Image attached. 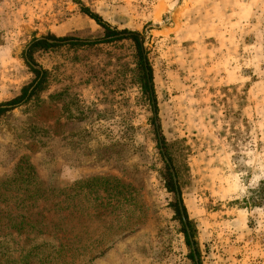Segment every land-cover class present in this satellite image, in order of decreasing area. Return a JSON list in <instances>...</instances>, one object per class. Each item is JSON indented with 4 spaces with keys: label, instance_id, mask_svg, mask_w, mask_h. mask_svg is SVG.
<instances>
[{
    "label": "rangeland",
    "instance_id": "1",
    "mask_svg": "<svg viewBox=\"0 0 264 264\" xmlns=\"http://www.w3.org/2000/svg\"><path fill=\"white\" fill-rule=\"evenodd\" d=\"M82 6L138 33L154 96L129 38L33 52L42 87L0 116V264H192L165 163L199 263L264 264V0H0V102L33 38H102Z\"/></svg>",
    "mask_w": 264,
    "mask_h": 264
},
{
    "label": "trees",
    "instance_id": "2",
    "mask_svg": "<svg viewBox=\"0 0 264 264\" xmlns=\"http://www.w3.org/2000/svg\"><path fill=\"white\" fill-rule=\"evenodd\" d=\"M80 12L87 16L89 19L93 20L100 28L103 30V36L102 38H99L97 40L89 41V40H83L80 38L76 37H55L53 35H48V36H43L40 38H33L26 46V49L24 51V59L26 65L29 67L30 71L34 74V80L29 84L28 86L24 87L20 94L17 95L16 97L0 102V116L5 114L6 112L13 110L14 108L20 106L21 104L25 103L28 101V99L34 95V93L39 90L45 79L47 72L42 70L41 68L38 67L36 62L33 59V52L37 50H47V49H52L55 47H61L64 45H70V46H76V45H88V44H95V43H104V42H111V41H116V40H122L129 38L135 43V48L136 50L140 53L139 57V67H140V72H141V87L147 93L148 97L150 98V102L153 99V89H152V84H151V69L147 62L145 61V65L142 60V55H141V43L138 38V33L133 32V31H128V30H117L115 28H112L107 22H105L101 16L98 14L92 12L89 10L87 7H81ZM154 108V113L156 112V106L155 103L153 104ZM152 106V107H153ZM153 125L156 127L154 124V119H153ZM159 128L157 127V130ZM156 130V132H158ZM169 160V165L171 163L170 158L168 157ZM165 162V161H164ZM172 165V164H171ZM165 168L167 172V182H166V187L167 189L173 193L174 195V205H173V210L176 213V217L181 225V229L183 232V235L185 237L186 244L189 248V258L192 262V264H200L198 260V253L197 249L195 247V254H193L192 251V242H190V237L192 238V226L190 221L187 218L186 215V210L185 207L182 203V200L180 198V191L177 189H174V181L172 180V175L169 171L170 167L168 164L165 163ZM176 182H178V174L175 172L174 173ZM179 195V198L176 197V195ZM185 219V222H184ZM17 229V228H15ZM193 246H195V243L193 241ZM197 259H196V257Z\"/></svg>",
    "mask_w": 264,
    "mask_h": 264
},
{
    "label": "water",
    "instance_id": "3",
    "mask_svg": "<svg viewBox=\"0 0 264 264\" xmlns=\"http://www.w3.org/2000/svg\"><path fill=\"white\" fill-rule=\"evenodd\" d=\"M165 160H166V162H167V159L165 158ZM173 174V173H172ZM173 178H174V176H173Z\"/></svg>",
    "mask_w": 264,
    "mask_h": 264
}]
</instances>
